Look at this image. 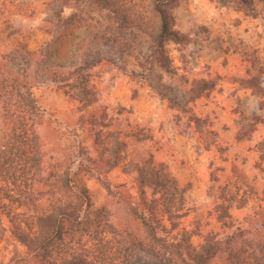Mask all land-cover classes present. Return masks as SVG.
Instances as JSON below:
<instances>
[{
	"label": "rangeland",
	"instance_id": "1",
	"mask_svg": "<svg viewBox=\"0 0 264 264\" xmlns=\"http://www.w3.org/2000/svg\"><path fill=\"white\" fill-rule=\"evenodd\" d=\"M167 23L179 35L159 45L91 0H0V148L29 84L44 175L77 170L83 228L109 230L110 253L84 264H179L148 243L139 200H155L169 243L231 242L238 227L264 240V0H176ZM154 192H175L174 219ZM0 198V264H43L13 234L27 205ZM221 205L230 218L217 222ZM134 240L147 245L129 252Z\"/></svg>",
	"mask_w": 264,
	"mask_h": 264
},
{
	"label": "trees",
	"instance_id": "2",
	"mask_svg": "<svg viewBox=\"0 0 264 264\" xmlns=\"http://www.w3.org/2000/svg\"><path fill=\"white\" fill-rule=\"evenodd\" d=\"M91 1L110 11L125 28H141L159 45H162L163 37L176 39L179 35L167 23L169 10L176 0ZM0 86L5 87L4 82H0ZM35 101L32 87L28 84L27 116L22 112L8 117L11 131L6 144L0 148V179L6 183L0 188V196L12 203L27 205L26 223L21 222L18 216L11 217L23 224L14 225V237L27 248V253L38 257L43 264H81L80 260L84 264L88 262L87 258L92 252L96 259L102 261L110 253L101 246H106L109 242L105 236L108 228L99 224L92 233L83 228V213L89 205L90 196L87 187L77 179V170L73 172L66 169L52 175L43 173L44 155L37 130L42 121L41 115L35 112ZM158 183H162L155 184L161 189L167 190L166 187H169L168 182ZM40 185L42 188H36ZM21 192L25 193L24 198L21 197ZM154 194L160 196L158 199L162 202V213L174 219L177 215V209L173 208L175 192ZM154 201L146 205L147 208H141V205H145L142 200L138 204H132L134 217L143 227L148 243L158 244L174 256L179 264H210L220 251L226 252L222 264H264V240L246 239L243 236L247 233L244 228H236V236L239 238L234 240L236 237H233L231 242H223L215 234L208 233L204 242L197 247L189 243L187 235L184 239L169 243L157 233L158 228L162 227L163 219L155 216L156 211L151 208L155 207ZM220 209L216 214L217 222L230 218L227 206L221 205ZM126 237L131 236L126 234ZM90 239L92 243L88 246L87 241ZM97 245L100 247L96 248ZM131 245L129 252L147 244L143 240H134ZM77 251L80 252L76 253Z\"/></svg>",
	"mask_w": 264,
	"mask_h": 264
}]
</instances>
